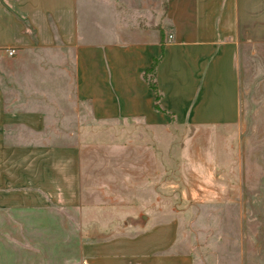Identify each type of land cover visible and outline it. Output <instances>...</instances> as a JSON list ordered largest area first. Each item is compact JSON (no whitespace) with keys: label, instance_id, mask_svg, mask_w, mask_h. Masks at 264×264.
Masks as SVG:
<instances>
[{"label":"crops","instance_id":"crops-1","mask_svg":"<svg viewBox=\"0 0 264 264\" xmlns=\"http://www.w3.org/2000/svg\"><path fill=\"white\" fill-rule=\"evenodd\" d=\"M49 52V71L29 58ZM0 56H20L22 80L35 67L43 86L36 105L30 93L0 87V264H199L181 235L187 219L171 213L185 209L155 199L169 196L172 175L150 141L119 140V219H104L119 230L102 229L91 179L109 161L100 155L96 166L75 148L86 141L59 139L60 116L73 114L79 131L139 123L161 143L173 128L190 130L181 146L190 147L194 185L183 183L178 160L175 187L243 215L238 235V219L212 221L211 264H264V155L258 141L239 138L241 76L252 61L264 67V0H0ZM156 58L162 109L144 76ZM128 210L148 214L127 218Z\"/></svg>","mask_w":264,"mask_h":264},{"label":"rangeland","instance_id":"rangeland-1","mask_svg":"<svg viewBox=\"0 0 264 264\" xmlns=\"http://www.w3.org/2000/svg\"><path fill=\"white\" fill-rule=\"evenodd\" d=\"M9 53V52H8ZM44 55L46 59H42V56L39 54H33L29 58L33 59V61L39 60V62L49 64L47 71L51 70V53H46ZM10 55V54H9ZM49 55V56H48ZM48 56V57H47ZM7 56H0V87L3 86L9 87L12 89V95L19 97L20 93L28 94L32 96L31 102L33 105L37 104V100L35 97L37 95L38 89H36V85L39 87H43L41 83H36L37 74L35 67L31 68L29 75L32 79L29 83H25L22 80V68L21 63L19 61L20 56H15L12 61L8 62ZM252 61V60H251ZM249 64V66H248ZM260 63L258 61H252L251 63H247L241 76V111L243 121L246 123V130H242L239 132L241 139L244 137L255 139L257 142L256 149L259 154L264 155V67H259ZM260 74V75H259ZM35 81V82H34ZM30 86V89L27 88ZM45 87L51 89L50 84H45ZM43 89V88H41ZM40 92L38 93V95ZM19 102V99H16ZM42 103V102H40ZM50 103V104H49ZM52 100L48 98L46 106L51 105ZM47 106V107H48ZM70 106L74 107V109L79 108L77 104L70 102ZM82 107V106H80ZM50 108V107H49ZM82 109V108H81ZM49 119L54 118L50 114L47 116ZM84 117V116H83ZM78 116L76 114L73 115H61L60 116V138L65 142H74V141H86L87 145L82 147H75L81 150L83 155L89 156L91 158H95L96 166H99L100 155H106L108 158L107 169L102 172H96L95 174L101 175L100 177H95L91 179L92 184V192L91 196L93 206L94 203L104 204V210H93L92 215L96 217L101 213L106 217H102L101 222L104 224V219L110 221V219L118 218L119 219V172L115 170V167L118 164H115L113 160H116V156L119 158V140H123L126 142L129 139L140 138L145 140L146 142H151L154 144L157 152L162 156L169 157L166 159L167 167H170L171 175H172V185L169 196L164 195H156L155 199L166 198V201H170L172 205H175L177 208H184L183 212H171L176 214V217L187 219V224L184 228H182V238L187 242V247L190 248L197 256L200 257L198 259L199 264H211V237H212V221L217 220L221 217L223 218H232L238 219L237 227H232V231L234 234H239L242 229L239 224H241L243 220L242 211L234 210H224V211H213L211 205V199H207L206 203H202V201H197L194 194H187L185 187V182L189 184L193 183L194 185V164H191L186 159H189L187 156L190 147L181 146L190 138L191 131L188 129H177L173 128L172 132L168 136V139L165 143H161L158 141V136H155L154 132L144 127L139 123H124V124H109L107 126L98 125L97 123L88 122L84 123L82 126L83 129L81 131L76 129L78 125L77 122ZM55 126V123L54 125ZM46 134V138L57 139L55 135H51V133L44 132ZM18 134H16V137ZM38 137V136H37ZM217 137V136H216ZM39 138V137H38ZM213 138V136H211ZM259 140L261 142H259ZM118 144V145H116ZM131 150V148H128ZM130 154V153H129ZM106 159V158H105ZM119 160V159H118ZM178 160L181 161V167L185 168V176L188 178L182 179L185 185L181 187H175V183L177 180L178 170L177 166L179 163ZM238 164H236L237 166ZM259 169H262L264 173V162L258 163ZM244 168V164H243ZM259 170V171H260ZM181 171V170H180ZM182 173V171H181ZM94 174V173H93ZM87 184V180H86ZM95 188L102 189V194L94 193ZM180 188V189H179ZM179 190L182 191L179 192ZM106 191V192H105ZM86 196H81V201L84 202V198ZM141 198L147 199V196L143 195ZM210 198V197H209ZM94 209V207H93ZM75 214V218L79 219V213L71 212ZM148 214L147 210L140 211H125L126 217L130 218L133 216L134 218H138L137 214ZM136 215V216H135ZM102 216V215H101ZM83 220H86L84 217H81ZM119 221V220H118ZM117 221H113L105 223L106 226H103V230H107L109 236L115 234L116 230H119V226H116ZM207 250V251H205Z\"/></svg>","mask_w":264,"mask_h":264},{"label":"trees","instance_id":"trees-1","mask_svg":"<svg viewBox=\"0 0 264 264\" xmlns=\"http://www.w3.org/2000/svg\"><path fill=\"white\" fill-rule=\"evenodd\" d=\"M159 62V59L156 58L154 59L153 63L145 70L144 76L146 80L148 81L149 85L153 89L154 92V99H155V107L157 109H162L161 108V98H162V93L159 89L157 79H156V73H157V64Z\"/></svg>","mask_w":264,"mask_h":264},{"label":"built area","instance_id":"built-area-1","mask_svg":"<svg viewBox=\"0 0 264 264\" xmlns=\"http://www.w3.org/2000/svg\"><path fill=\"white\" fill-rule=\"evenodd\" d=\"M169 38H170V39L173 38V34H172V33L169 34ZM9 54H10V55H13V54H14V50H10V51H9Z\"/></svg>","mask_w":264,"mask_h":264}]
</instances>
